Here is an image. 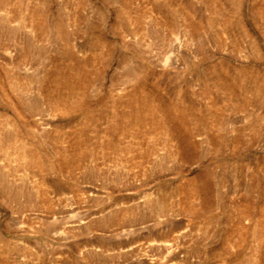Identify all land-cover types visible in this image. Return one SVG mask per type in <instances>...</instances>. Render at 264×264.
I'll list each match as a JSON object with an SVG mask.
<instances>
[{
    "label": "rangeland",
    "instance_id": "obj_1",
    "mask_svg": "<svg viewBox=\"0 0 264 264\" xmlns=\"http://www.w3.org/2000/svg\"><path fill=\"white\" fill-rule=\"evenodd\" d=\"M258 5L0 0V264H264Z\"/></svg>",
    "mask_w": 264,
    "mask_h": 264
},
{
    "label": "bare ground",
    "instance_id": "obj_2",
    "mask_svg": "<svg viewBox=\"0 0 264 264\" xmlns=\"http://www.w3.org/2000/svg\"><path fill=\"white\" fill-rule=\"evenodd\" d=\"M212 1H215V0H212ZM254 10H255V12L259 15V16H261V17H263L264 16V9L262 8V5H258V6H255L254 7ZM197 27V26H196ZM193 33V32H192ZM191 35V34H190ZM192 36V35H191ZM263 79H264V77H263ZM83 81V80H82ZM264 80H262V79H258L256 82H255V84L253 85V92H254V94L256 95V96H259V95H262V93H264V82H263ZM84 82V81H83ZM82 82V83H83ZM37 84L39 83V82H36ZM72 84V83H71ZM38 86V85H37ZM223 86V88H225V89H227V90H230L231 89V87L228 85V84H223L222 85ZM67 87V86H66ZM69 87V86H68ZM216 87L218 88V89H220V90H223L222 88H221V85H220V83H219V81H216ZM68 90V89H67ZM71 90H69V92H70ZM74 91V90H73ZM143 103H145V101H143ZM142 103V104H143ZM55 105V104H54ZM57 105V104H56ZM55 105V106H56ZM240 105H242V104H240ZM54 106V107H55ZM58 107V105L55 107V108H57ZM59 108V107H58ZM57 108V109H58ZM62 108L63 109H66V107L64 106H62ZM56 109H54V111H55ZM50 111V110H49ZM53 112V111H52ZM190 185V184H189ZM191 188H193L194 190H198L197 189V187H195V186H193V187H191ZM195 193V192H194ZM14 194V193H13ZM189 195V194H188ZM195 195V194H194ZM245 209L246 208H243V212H245ZM262 227V226H261ZM264 233V230H263V228H258V230H257V236L258 237H261L262 236V234ZM258 249V248H257Z\"/></svg>",
    "mask_w": 264,
    "mask_h": 264
}]
</instances>
